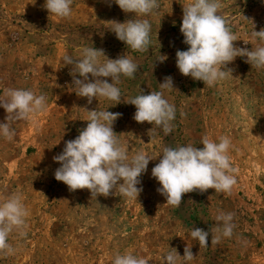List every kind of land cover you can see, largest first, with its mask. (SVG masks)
Here are the masks:
<instances>
[{
  "label": "rangeland",
  "instance_id": "rangeland-1",
  "mask_svg": "<svg viewBox=\"0 0 264 264\" xmlns=\"http://www.w3.org/2000/svg\"><path fill=\"white\" fill-rule=\"evenodd\" d=\"M158 2L153 14L142 17L152 25L149 51L132 52L109 30L107 21L133 17L113 0H73L70 18L49 15L45 0H0V96L6 88H24L47 97L46 111L13 125V141L0 137V199L21 193L30 212L27 235L9 236L15 252L0 256V264H113L115 255L126 251L147 258L149 264H164L172 248L183 256L188 245L194 259L178 264H264V68H252L246 57H237L228 65L232 76L214 87L183 76L176 67V51L188 48L180 25L183 4L190 0ZM222 3L219 14L230 18L239 38L234 46L254 48L260 42H254L251 33L264 28V0ZM91 45L111 59L128 52L140 66L135 79L122 77L118 85L125 100L141 89L144 94L161 91L164 78H173L175 90H163L176 107L170 134L155 126L149 133L153 125L136 122L135 106L123 99L115 106L104 98L88 104L86 97L76 95L69 75L72 66H65L62 58L77 56L79 46ZM159 54L167 56L163 63L155 61ZM85 109L122 114L113 130L130 157L140 150L155 157L165 146L191 143L201 148L204 136H227L237 183L231 193L196 190L183 194L179 207L169 206L151 175L158 156L140 177L137 201L119 193L92 198L87 189L69 191L54 177L60 165L53 157L86 127ZM5 116L0 107V122ZM220 211L235 214L233 236L213 245L210 234L208 247H200L190 230L209 231L221 223L216 221Z\"/></svg>",
  "mask_w": 264,
  "mask_h": 264
},
{
  "label": "clouds",
  "instance_id": "clouds-1",
  "mask_svg": "<svg viewBox=\"0 0 264 264\" xmlns=\"http://www.w3.org/2000/svg\"><path fill=\"white\" fill-rule=\"evenodd\" d=\"M124 13L133 17L124 22L107 21L116 38L123 42L132 52H148L151 47L152 25L142 17L153 14L159 8L158 0H113ZM73 0H45L43 8L49 15L59 18H70ZM222 0H190L183 4L180 32L187 50L176 51V67L185 77L202 81L207 87H214L219 82L232 76L228 65L237 57H246V63L252 68H264V28L253 30L251 39L260 43L251 49L234 46L239 38L233 33L230 18L221 15ZM244 17V16H243ZM248 20L246 17H244ZM77 56L65 55L64 65H71L69 75L72 76V89L78 97H86L88 104L93 98H104L115 102V106L123 102L134 105L136 111L133 119L138 123L148 122L153 127L161 128L165 135L172 132L176 117V107L164 97V91L174 89L173 78L166 76L159 84L161 91L144 94L143 89L133 98L122 97V77L135 79L140 66L128 54L115 59L109 58L103 49L91 46H79ZM166 55H160L155 61L163 63ZM91 75V80L89 78ZM77 75L79 78H77ZM110 78L111 83L108 79ZM0 107L6 116L0 122V137L13 141L17 135L13 125L21 120H31L46 111L47 97L37 94L31 89L6 88L0 96ZM83 119L86 127L72 140L65 141L60 154L53 157L58 167L54 172L57 181L68 186L69 191L87 189L91 197L112 194L137 201L142 192L140 177L147 171L149 161L161 157L152 168L151 175L160 187L157 192L165 197L166 204L179 207L183 194L198 190L200 193L208 189L215 192L231 193L237 183L238 170L231 165L229 149L231 139L219 136L215 140L204 136L198 148L189 143L176 147L165 146L161 154L152 157L143 150L131 157L128 149L121 143L119 134L113 130L114 122L122 115L108 110H87ZM153 138V137H151ZM30 212L24 204L21 193H14L0 199V256L12 255L15 248L8 243L9 236L15 232L19 237L27 235V218ZM234 213L220 211L216 221L221 222L209 231L192 228L190 238L198 241L199 246L208 247L219 244L222 238L233 236L235 224ZM191 246L184 248V255L178 254L175 248L165 254L164 264H178V261L190 262L194 259ZM113 264H149V260L131 251L117 253Z\"/></svg>",
  "mask_w": 264,
  "mask_h": 264
}]
</instances>
